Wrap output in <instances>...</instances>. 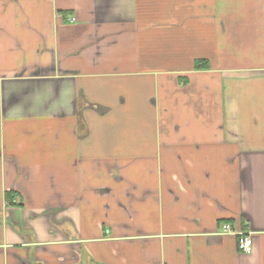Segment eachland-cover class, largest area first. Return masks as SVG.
Listing matches in <instances>:
<instances>
[{
	"label": "crops",
	"instance_id": "1",
	"mask_svg": "<svg viewBox=\"0 0 264 264\" xmlns=\"http://www.w3.org/2000/svg\"><path fill=\"white\" fill-rule=\"evenodd\" d=\"M0 264H264V0H0Z\"/></svg>",
	"mask_w": 264,
	"mask_h": 264
},
{
	"label": "built area",
	"instance_id": "2",
	"mask_svg": "<svg viewBox=\"0 0 264 264\" xmlns=\"http://www.w3.org/2000/svg\"><path fill=\"white\" fill-rule=\"evenodd\" d=\"M221 233L223 234H233V231L230 226H222ZM237 248L240 252L250 253L252 250V243L249 236L242 235L237 243Z\"/></svg>",
	"mask_w": 264,
	"mask_h": 264
}]
</instances>
